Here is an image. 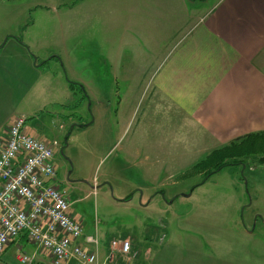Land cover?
<instances>
[{"label": "rangeland", "instance_id": "374dc122", "mask_svg": "<svg viewBox=\"0 0 264 264\" xmlns=\"http://www.w3.org/2000/svg\"><path fill=\"white\" fill-rule=\"evenodd\" d=\"M216 1L0 0V51L37 59L21 90L2 84L0 122L22 116L27 133L49 142L68 135L69 212L97 236L100 258L127 239V264H174L192 245L216 264H264V138L210 159L204 133L175 106L152 107L148 79L165 48ZM137 147L157 158L137 159Z\"/></svg>", "mask_w": 264, "mask_h": 264}, {"label": "crops", "instance_id": "0c3cea01", "mask_svg": "<svg viewBox=\"0 0 264 264\" xmlns=\"http://www.w3.org/2000/svg\"><path fill=\"white\" fill-rule=\"evenodd\" d=\"M165 49L168 52L155 69L153 79H148L152 80L151 96H158L152 107L175 106L184 115L187 125H194L204 133L208 143L204 152L246 134L264 131V0H217L180 40ZM36 60L26 55L22 48L11 47L8 52L1 49L0 99L2 84L8 79L10 88L21 90L18 81L23 82L24 70L35 73L32 68ZM1 112L0 101V115ZM15 118L2 119L0 134L3 121ZM160 142L159 139L153 145L158 149ZM133 152L143 162L157 158V153H143L139 147ZM84 237L82 235V241ZM10 248L15 250V262L20 253L34 255L38 261L49 260L47 253L37 252L27 237L19 235L0 254L2 264H12L8 262ZM104 250L101 255L104 259L99 253L98 257L103 260L102 264H108L105 261L108 251ZM204 250L194 245L184 250L182 246L174 264H216L214 255ZM146 255L144 252L141 257L146 258ZM127 263L122 258L111 262ZM227 264L236 263L228 261Z\"/></svg>", "mask_w": 264, "mask_h": 264}, {"label": "built area", "instance_id": "2783aa9c", "mask_svg": "<svg viewBox=\"0 0 264 264\" xmlns=\"http://www.w3.org/2000/svg\"><path fill=\"white\" fill-rule=\"evenodd\" d=\"M26 131V118L19 116L0 137V254L11 240L24 235L49 260L20 253L18 264H99L97 236L82 241V228L69 212L66 191L55 183L57 142ZM131 248L127 239L111 240L105 261H129L134 256Z\"/></svg>", "mask_w": 264, "mask_h": 264}, {"label": "flooded vegetation", "instance_id": "af4514ba", "mask_svg": "<svg viewBox=\"0 0 264 264\" xmlns=\"http://www.w3.org/2000/svg\"><path fill=\"white\" fill-rule=\"evenodd\" d=\"M68 136V135H67ZM63 137V140L57 142L54 150V158H55V174L56 185L67 191H74L73 179L71 178L72 174V164L70 159L67 157L65 153V149L68 147V137Z\"/></svg>", "mask_w": 264, "mask_h": 264}, {"label": "trees", "instance_id": "16d2710c", "mask_svg": "<svg viewBox=\"0 0 264 264\" xmlns=\"http://www.w3.org/2000/svg\"><path fill=\"white\" fill-rule=\"evenodd\" d=\"M258 138H262V139L264 138V131H258V132H254V133L246 134V135H244V136H242V137H238V138H236V139H234V140L228 142L227 144L222 145L221 147L212 150V152L209 154L208 158H210V159H211L212 157L214 158V157H216L219 153L221 154L224 150H229V148L234 147V146H238V144H239V145H241V144H245V143H247L248 141L251 142V143H253V142H254L256 139H258ZM263 158H264V157H263ZM205 163H206V162L203 161V162H201V163H198L196 166H199V165H201V164H205ZM217 167H218V166L214 167V170L209 171V172H210L209 174H212V173H214L215 171H217L218 169L223 168L224 165H221V166L218 167V168H217ZM129 198H130V195L127 196L125 200H129ZM23 236H24V235H23ZM110 263H111V262H109L108 264H110Z\"/></svg>", "mask_w": 264, "mask_h": 264}, {"label": "bare ground", "instance_id": "6f19581e", "mask_svg": "<svg viewBox=\"0 0 264 264\" xmlns=\"http://www.w3.org/2000/svg\"><path fill=\"white\" fill-rule=\"evenodd\" d=\"M54 150H55V148H54ZM53 153H54V151H53Z\"/></svg>", "mask_w": 264, "mask_h": 264}]
</instances>
